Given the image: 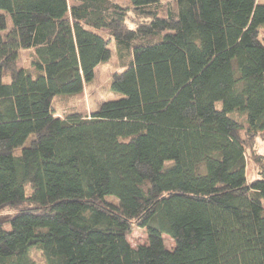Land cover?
Segmentation results:
<instances>
[{"label": "trees", "instance_id": "16d2710c", "mask_svg": "<svg viewBox=\"0 0 264 264\" xmlns=\"http://www.w3.org/2000/svg\"><path fill=\"white\" fill-rule=\"evenodd\" d=\"M260 139L264 0H0V264H264Z\"/></svg>", "mask_w": 264, "mask_h": 264}, {"label": "rangeland", "instance_id": "374dc122", "mask_svg": "<svg viewBox=\"0 0 264 264\" xmlns=\"http://www.w3.org/2000/svg\"><path fill=\"white\" fill-rule=\"evenodd\" d=\"M8 24H10V20L8 19ZM18 66L23 67L26 70H31V52L27 50L20 51L18 55ZM123 69V66L121 62L118 60L117 54L114 51L112 53L111 58L108 62L100 65L95 70L94 80L91 84L84 86V93H83V99H84V105L88 112L92 111L93 109H96L99 107V105L105 101V100H111L116 99L119 96L115 95L111 92H109V85L111 81V76L113 72L120 71ZM63 100H55V107L57 110H60L61 112L65 111V104ZM255 149L257 154H260L261 156H264V141L257 140L255 144ZM247 163L249 171L253 169V164L251 162V159H249L247 155ZM3 211L0 213V217L7 215ZM147 237L145 230L142 229H135L132 234L130 235L128 242L131 245V247H137L139 245H144L146 243ZM166 245L168 248H171V244L167 240ZM33 260L36 264H44L43 258L39 253L33 252L32 254Z\"/></svg>", "mask_w": 264, "mask_h": 264}]
</instances>
